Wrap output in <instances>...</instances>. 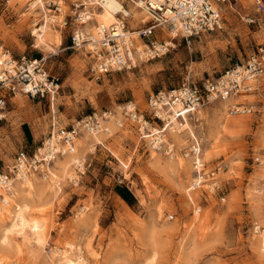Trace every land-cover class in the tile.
I'll use <instances>...</instances> for the list:
<instances>
[{
	"label": "rangeland",
	"instance_id": "374dc122",
	"mask_svg": "<svg viewBox=\"0 0 264 264\" xmlns=\"http://www.w3.org/2000/svg\"><path fill=\"white\" fill-rule=\"evenodd\" d=\"M73 1L44 0L42 7L31 0H0V59L5 51L15 58H45L47 70L61 84L51 100H31L0 90L9 102L0 120V170L12 166L21 149L32 153L40 148L58 127L77 124L93 111H101L96 94L103 89L118 96H113L116 103L104 104L103 109L116 110L121 120L118 106L126 101L134 100L146 111L152 92L181 85L189 73L195 81L216 77L264 45V12L256 10L253 0L243 1L224 10L222 30L192 39L191 46L179 37L176 48L162 58L137 62L130 70L96 81L88 71L87 51L70 48ZM58 4L60 13L55 12ZM127 5L130 27L149 23L146 11L129 0ZM102 10H94L93 20L78 29L96 34L97 13ZM66 18L69 23L64 27L60 21ZM46 21L47 53L37 46L34 32ZM88 24L94 31L86 30ZM155 34L151 40L171 36L160 29ZM111 79H116L115 84ZM240 102H255L258 112L228 115L224 103L213 102L198 110V122L189 127V133L202 142L207 170L220 169L215 191L208 182L187 192L193 168L183 157L187 146L183 135L180 143L171 135L177 155L169 157L153 150L126 121L123 127L113 121L111 132L94 133L99 139L81 132L75 141L79 162L70 172L59 171L53 163L48 173L28 178L35 193L24 198L27 215L41 223L45 240L38 244L26 232L27 242L14 233L12 243L22 251L5 252L6 264H63L62 253L76 248L86 264H264L263 176L253 160L264 154V89ZM220 105L225 114L216 112ZM218 115L221 122L242 120L246 126L225 129L218 124ZM32 133L34 145L29 142ZM18 184L25 191L29 188L26 182L17 181L15 187Z\"/></svg>",
	"mask_w": 264,
	"mask_h": 264
},
{
	"label": "built area",
	"instance_id": "2783aa9c",
	"mask_svg": "<svg viewBox=\"0 0 264 264\" xmlns=\"http://www.w3.org/2000/svg\"><path fill=\"white\" fill-rule=\"evenodd\" d=\"M117 1L122 3V9L115 13L117 21L108 27L96 22L97 35L78 28L93 20L94 10L102 9L104 0H74L72 3L73 15L69 18L74 27L70 48L87 51L90 56L88 71L96 81L111 73L130 70L137 66V62L162 58L176 48L177 44L172 42L179 37L191 46L192 39L222 30L224 10L250 0H161L159 7L148 1L146 12L150 21L139 28L129 26L132 17L123 8L128 9V0ZM254 4L258 12H264V0H254ZM60 8L58 4L55 12L60 13ZM248 21L254 22L251 18ZM60 22L64 27L69 23L67 18ZM157 29L163 34H166V29L174 35L167 39L151 40ZM3 54L0 90L31 100H51L59 94L61 84L47 70L45 59L24 55L15 58L9 51ZM261 89H264V45H258L243 61L226 68L216 77L195 81L189 73L181 85L152 92L147 98L146 111H141L134 100L126 101L120 105L123 118L120 123L118 120L115 123L119 127H123L125 121L130 123L140 139L147 141L157 153L169 157L177 155L171 134L183 135L187 141V146L182 150L183 157L191 161L193 168L190 189L197 190L210 182L211 191H215L218 188L216 175L220 169L207 170L202 142L199 137L189 133L188 125L198 122V110L213 101H228V113L233 116L254 114L258 112L257 104L239 102L238 98L242 94L260 93ZM8 106L6 95L0 94V120ZM261 110L264 111V104ZM111 112L118 114L114 109L95 110L79 120V126L58 127L42 142L43 150L37 148L32 153L25 149L18 151L12 166L0 170V211L9 205L16 180L33 173L42 176L49 163L61 154V148L72 150L81 131H100L103 121L110 118ZM253 160L263 174L261 183L264 190V154Z\"/></svg>",
	"mask_w": 264,
	"mask_h": 264
},
{
	"label": "bare ground",
	"instance_id": "6f19581e",
	"mask_svg": "<svg viewBox=\"0 0 264 264\" xmlns=\"http://www.w3.org/2000/svg\"><path fill=\"white\" fill-rule=\"evenodd\" d=\"M31 1H33L32 4L34 6H36L38 4H41L42 7H44V0H31ZM129 1L132 2L134 5H136V7L138 6L142 10L147 11L146 2L150 1V3L153 6L159 7L161 0H146V1L139 0V2L137 0H129ZM253 2H254V0H253ZM123 8L125 9V7H123ZM121 9H122V3L120 1H117V0H104L103 10L97 13V19L99 20L100 24H104L105 26L108 27L112 23L117 21V17L115 16V13H117ZM125 11L128 12L129 15L131 14L126 9H125ZM146 14H147V12H146ZM148 17H149V15H148ZM51 19L54 20V21L56 20L54 17H51ZM47 21L39 29L34 30V32L36 34L37 41H38V45L37 46L38 47L40 46L42 49H44V51H46V53H47V49L50 47L48 41L45 39V34H46L47 29L49 27ZM142 22L145 23L147 21L145 19H143ZM86 30L88 32H92V31H94V28H93V26L88 24L86 26ZM165 31L168 32L166 29H165ZM168 34H169V32H168ZM95 35H97V33ZM172 35H174V34H171V36ZM173 37H175V36H173ZM172 43L174 44V41ZM3 55L4 54H2V59H0V67H2ZM89 58H90V56H89ZM43 59H45V58H43ZM244 96H246V95H243V94L240 95L239 102L242 100V98ZM213 102L224 103L226 110H228V101H226V102H224V101H213ZM120 107L121 106H118V109H120ZM200 109H202V108H200ZM222 111H223V108L221 107V105H220L219 108H216V112L217 113L221 114ZM113 112H111V114ZM227 113H228V111H227ZM111 114L109 115L110 116L109 119H105L103 121L102 129L100 131L106 130L107 132H111L110 129L113 126L112 124H114V122L116 120H118V123L121 122V120L117 117V115H113V114L111 115ZM222 114H225V112L222 113ZM228 115H229V113H228ZM218 116H219L218 121H217L218 124L221 127L225 128V129L244 128L246 126L245 121H242V120L229 121V122H223L222 121L221 122L222 118L220 117V115H218ZM2 117H3V115H2ZM109 124H110V126H109ZM79 125H80L79 122H77V124H75V126H79ZM188 126L190 127V124ZM100 131H98V132H100ZM98 132H95V133H98ZM88 134H94V133H88ZM171 135H174L173 138H176V140L179 143L181 141H183V140H181V137H182V136H180L181 134L172 133ZM192 135L194 137H196L194 134H192ZM91 137L92 138L96 137V139H99L97 134H94ZM261 137H262L261 138V142H262V145L264 146V133L261 135ZM59 148H61L60 145H59ZM39 149L43 150V147L41 146ZM58 157H56L54 159L55 162L53 161L52 163H49L47 171H49V168L54 163L55 164V168L59 169V171H62L64 173H68V172L71 171L70 167L74 163L79 162L78 153L76 151L75 145L73 146L72 150H70V151H67L65 148H61V154ZM46 172H44L43 174H46ZM33 174H31V175H33ZM31 175H28V176L24 177L22 180L19 179V180L15 181V184H16L17 181L18 182L19 181L20 182H26V184L29 185L28 186L29 188H28V190H26L27 191L26 192L25 189L22 187L23 185L18 184L15 187V184H14V189L15 190L13 192L12 197L9 200V205L7 207H5L3 210L0 211V231L3 232V235L0 238V264H6V262H7L8 258H6L5 252L12 251L13 249H17L20 252L22 251L21 247L15 248L14 244L12 243L11 236L14 233L15 234L17 233L25 241L28 242V240H27L28 238L26 236V232H30L33 236H35V238L37 239V243L38 244L44 243V240H45L44 239V237H45L44 235L45 234H43V236H44L43 237L42 236V225H41V223L39 221H37L34 218L32 219V218H30L27 215V210L29 209V205L24 202V198L27 197L28 195L33 194V192H34V184H33V182H31V179H28ZM69 175L72 178L75 177V174L73 172L70 173ZM261 175L263 176L262 173H261ZM261 178H263V177H261ZM186 189H187L188 193L192 190V189L189 190V187L186 188ZM262 189H263V187H262ZM210 190H212V189L210 188ZM195 191H196V189H195ZM189 196H190L191 199H193L191 194ZM31 217H32V215H31ZM199 220H200V217H199L198 221ZM44 229H45V226H44ZM43 232H45V231H43ZM25 241H23V242H25ZM262 244H263L262 248L264 249V239H263V243ZM78 250H79L78 248H76L75 250H70V249L66 250L65 252L62 253L63 256L61 257L60 260L63 262V264H86V262H85L84 258L82 257L81 253L77 252Z\"/></svg>",
	"mask_w": 264,
	"mask_h": 264
},
{
	"label": "crops",
	"instance_id": "0c3cea01",
	"mask_svg": "<svg viewBox=\"0 0 264 264\" xmlns=\"http://www.w3.org/2000/svg\"><path fill=\"white\" fill-rule=\"evenodd\" d=\"M155 36L157 37V34H155ZM118 80H120V79H118ZM110 81H114V84H115V82H116V79H111ZM150 95V94H149ZM148 95V96H149ZM113 96H117V95H115V93L113 92V93H110V91H109V89H103V91H101V92H99V93H97L96 94V99H97V102H98V105L102 108V110H103V105L104 104H106V105H108V106H111V105H113L114 103H116L115 102V99H114V97ZM118 97V96H117ZM148 98V97H147ZM90 106H92V109H96V106L94 105V103H91V105ZM138 107H139V105H138ZM140 108V107H139ZM111 108H108V110H110ZM70 110V109H69ZM68 110V111H69ZM141 110V109H140ZM82 113L84 114V110H82ZM77 115V113H74L73 114V117L74 116H76ZM30 140H29V142L31 143V144H36V138L34 137V134L32 133L31 135H30Z\"/></svg>",
	"mask_w": 264,
	"mask_h": 264
}]
</instances>
